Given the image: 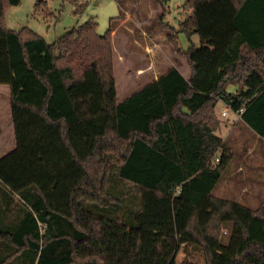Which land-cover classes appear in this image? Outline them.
Here are the masks:
<instances>
[{"label":"trees","instance_id":"16d2710c","mask_svg":"<svg viewBox=\"0 0 264 264\" xmlns=\"http://www.w3.org/2000/svg\"><path fill=\"white\" fill-rule=\"evenodd\" d=\"M22 1L0 0V85L16 137L0 183L27 210L6 228L0 209V264H176L188 244L205 264H264V201L253 210L214 195L234 156L217 105L264 139V0H186L179 30L165 23L170 0H155L182 66L135 93L114 46L121 16L104 35L90 19L48 44L8 29L6 10ZM178 33L200 47L184 51ZM122 184L134 194L117 193Z\"/></svg>","mask_w":264,"mask_h":264},{"label":"rangeland","instance_id":"374dc122","mask_svg":"<svg viewBox=\"0 0 264 264\" xmlns=\"http://www.w3.org/2000/svg\"><path fill=\"white\" fill-rule=\"evenodd\" d=\"M185 2L186 0H170L165 5L167 10L165 23L171 28L179 30L180 24L187 18L188 12L183 8ZM37 4L38 0H23L20 6L7 9L4 19L8 29L21 32L22 29L28 28L42 36L48 44H53L90 19H95L99 26L98 33L104 35L111 28L112 20L121 16L116 22L117 29L113 33L114 46L134 67L135 76L141 80L139 88L149 84L156 77L160 78L171 67L182 66L181 59L176 56L168 43V32L162 28L159 21L161 7L155 0H46L45 6L38 12ZM178 41L184 51H187L192 43L200 47L197 36L192 37L191 42L186 34L178 33ZM229 91L235 93L236 89L230 88ZM216 109L222 125L234 124V122L236 124L231 133L228 130L219 132L223 139L228 138L227 143L236 151L229 171L236 170L241 151L244 148L253 149L257 136L243 120L227 109L225 103L220 102ZM224 112L226 117L222 114ZM11 125L14 128L10 88L7 85H0V159L14 148ZM255 154L258 156L259 150H256ZM123 184L119 185L117 193L128 188L131 190L130 185ZM131 192L134 194L132 190ZM214 195L217 198L223 196L229 201L238 200L243 204H252L247 208L253 210H257L264 201L263 193L244 196L235 191L223 194L217 191ZM8 201L14 205L12 209L27 210L22 198L14 195L0 183V209H5ZM11 219L5 222L4 227L16 226V220ZM231 232V225L224 224L220 227L219 238L223 246L228 245ZM176 264H205L202 248L191 244L181 247Z\"/></svg>","mask_w":264,"mask_h":264},{"label":"crops","instance_id":"0c3cea01","mask_svg":"<svg viewBox=\"0 0 264 264\" xmlns=\"http://www.w3.org/2000/svg\"><path fill=\"white\" fill-rule=\"evenodd\" d=\"M158 78L159 77H156L154 80H158ZM146 79L147 78H144V80ZM139 82L141 83V80H139ZM147 85L148 84H146L145 86ZM139 86L137 88L135 87L136 89H134V93L140 91L142 88L145 87L142 86L139 88ZM236 116L242 120L240 115L236 114ZM235 126H236L235 122L234 124L231 123L223 124L220 133H223L226 130H228V132L231 133L235 128ZM11 130L13 132L14 148H15L16 137H15V130L14 128H12V125H11ZM255 135L257 136V138L254 140L255 142L254 148L253 149L244 148L239 155L240 158L237 161L236 170L229 171L230 166L233 165V161L235 159V154H236V151L233 150L234 152L233 159L230 162L223 179L218 183L214 193L219 191L223 194V193H228L230 191H235L244 194V196L245 195L247 196L248 194L250 195L251 194L259 195L262 193L264 194V139L260 138V136L256 132ZM227 139H223V141L227 144L229 148L232 149V146H230L227 143ZM14 148L13 150H15ZM256 150H259L258 156L255 154ZM213 163L215 165V161H213ZM218 198L225 199V197L223 196H220ZM232 202H236L244 207H250L252 205V204H243L241 201L238 200ZM11 207H14V205L8 201L5 207V209L10 210V213L8 214V218L10 219L12 218L11 220H17V218H19V216L21 215L18 213V210H16V208L12 209Z\"/></svg>","mask_w":264,"mask_h":264},{"label":"built area","instance_id":"2783aa9c","mask_svg":"<svg viewBox=\"0 0 264 264\" xmlns=\"http://www.w3.org/2000/svg\"><path fill=\"white\" fill-rule=\"evenodd\" d=\"M223 116H226V113L224 112L223 113ZM220 162V159L219 158H216L215 159V164H218ZM213 166H214V163H213Z\"/></svg>","mask_w":264,"mask_h":264},{"label":"water","instance_id":"95a60500","mask_svg":"<svg viewBox=\"0 0 264 264\" xmlns=\"http://www.w3.org/2000/svg\"><path fill=\"white\" fill-rule=\"evenodd\" d=\"M44 0H38V3H42Z\"/></svg>","mask_w":264,"mask_h":264}]
</instances>
